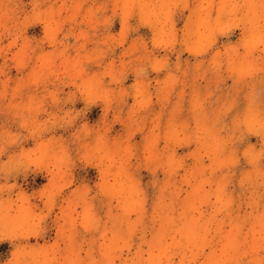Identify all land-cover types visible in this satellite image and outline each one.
<instances>
[{"label":"clouds","instance_id":"9594fccd","mask_svg":"<svg viewBox=\"0 0 264 264\" xmlns=\"http://www.w3.org/2000/svg\"><path fill=\"white\" fill-rule=\"evenodd\" d=\"M0 264H264V0H0Z\"/></svg>","mask_w":264,"mask_h":264}]
</instances>
